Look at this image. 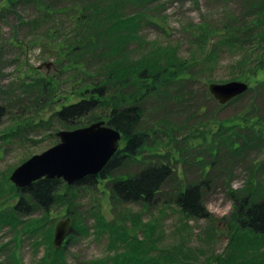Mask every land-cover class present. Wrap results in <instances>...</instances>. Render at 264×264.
<instances>
[{
    "label": "rangeland",
    "instance_id": "374dc122",
    "mask_svg": "<svg viewBox=\"0 0 264 264\" xmlns=\"http://www.w3.org/2000/svg\"><path fill=\"white\" fill-rule=\"evenodd\" d=\"M258 4L264 10V0H0V264H45L51 260L48 249L50 245L56 249L55 226L67 218L73 232L63 247L56 249L62 264H114L134 249L138 258L149 259V264H158L154 260L221 264L232 253L244 264L253 259L264 261V240L257 242L258 238L242 232L231 241L236 230L232 223L236 197L264 196V140L246 124L244 128L221 125L253 103L259 109L253 108L246 118L256 119L260 114L264 123V87L257 97L245 92L225 106L209 91L212 82L238 80L243 72L240 62L254 60L264 48V41L254 36H260L262 28L252 22L264 14L258 6L252 8ZM111 9L118 11L120 21L127 25L119 26L113 36L110 32L109 37L99 39L98 46L104 48H98L93 56L90 52L81 55V49L71 50L75 42H86L89 26L101 19L107 23L113 17L108 12ZM245 24L248 31L240 36L242 44L232 49L218 45L216 61L208 62L211 48L225 39V25ZM120 45L125 46L121 52L116 49ZM111 50L119 53L111 55ZM104 51L109 54L106 58L99 55ZM171 56L188 63L191 74L186 70L180 79L157 82L162 87L141 101V128L149 132L150 139L139 153L98 187L75 183L69 190L63 187L61 193L66 194L48 215L39 209L32 215L44 219V226L34 233H24L31 219L27 215L8 224L17 198L10 179L14 169L59 143L57 132L90 122L87 117L68 126L51 118L66 100L55 106L48 100L78 91L88 82L96 84L107 72L102 68L116 61L134 66L136 75L143 64L156 60L161 62L158 69H169L167 59ZM209 65L212 68H207ZM50 76L59 86L49 85L50 93L41 94L36 80ZM68 96L72 99L74 93ZM105 110L94 115H104ZM30 119L32 123H25ZM17 123L26 124V128L8 134ZM123 145L120 141L119 147ZM157 163L168 164L174 172L152 203L112 199L114 180ZM194 184H201L210 218L190 219L175 202L181 191Z\"/></svg>",
    "mask_w": 264,
    "mask_h": 264
},
{
    "label": "trees",
    "instance_id": "16d2710c",
    "mask_svg": "<svg viewBox=\"0 0 264 264\" xmlns=\"http://www.w3.org/2000/svg\"><path fill=\"white\" fill-rule=\"evenodd\" d=\"M11 3L13 4V2ZM257 6L261 8L262 13H264L263 8L259 6V4L254 7L252 6V8L256 9ZM108 12L112 13L113 17L109 18L107 23L104 19H101L100 23H96L94 26H89V31L91 33L87 35V31V37L84 39L86 42L83 43L79 40L71 45L70 49H81L79 52L81 55L85 56L90 52L91 56H93V54L97 53L96 50L98 48L103 47L98 46L100 42L99 39L102 40L103 37H109L110 32H112L110 36H113L115 32H117L116 30L119 26L127 25L125 21H120V15L116 13L118 11L111 9L108 10ZM80 14H82V12ZM78 18L81 20V15H79ZM252 22H254V26L262 28V34L260 36L259 34H254V36L262 43V41H264V14ZM89 23H91V21H89ZM247 26L248 25L246 24L243 27L225 25L223 33L225 39L217 41V44L211 48L210 53L206 57L208 62L214 63L216 61V48L218 45H226L230 49L240 46L242 44L240 43V36L247 33ZM207 34L209 35L208 32ZM84 36L85 35H83L82 38H84ZM124 38L126 39V37H121L120 39L123 40ZM120 39L118 41H120ZM116 47L120 52L122 49H125V46L122 45ZM119 51L111 50L109 53L113 55L114 52L119 53ZM159 53L160 52L157 54ZM99 55L106 58L109 54L104 51L103 54L101 53ZM79 58L81 59V56ZM175 59L176 57L172 56L167 59V61L170 62V64H168L169 69H158L161 62L157 60L154 64H143L142 71L139 69V74L136 75H134L133 72L134 66H131V64L127 65L124 61H116L112 63V65H106L105 68H102L103 70H107L106 74L103 75L104 77L102 80L98 81L96 84L88 82L81 86L78 91L69 93H74L75 98L73 97L70 99L68 96L69 94H67L64 97L58 96L59 98L57 100H55L57 96L54 95V97L48 100L49 105L53 104L54 106L56 102L66 100L61 102L59 110H55L54 107L55 111L51 116V118H57L65 125L72 126L75 123L82 121L84 118L89 117L90 122H88V124L104 120L107 125L118 129L122 134L121 141H123L124 145L121 148L119 147L106 167L98 175L87 176L75 184L88 187H98L101 181L111 178L114 171L126 164L128 160L134 158L149 142V132L141 128L144 118V108L142 107L141 101L147 95H151L152 92L159 90L162 87L156 85L157 82L162 81L169 83L180 79L186 74V70L187 75L191 74L189 70L190 65H188V63H180L181 61ZM172 60H174V62H171ZM240 63H242L240 65V71L243 72L238 75L237 79L240 81L242 80L249 85L245 94L253 92L256 93L257 97L261 89L264 87V48H260L259 54L254 60L248 61L247 59H244ZM250 63L251 65L244 70L246 65ZM73 64V66H76V61ZM207 68H212V65H209ZM35 70L38 69L35 68ZM145 72L148 73L146 78L144 76ZM261 73L262 76L260 77ZM44 79L47 80V83ZM36 85L41 94L45 92L50 93L48 91L49 85H56L58 87L59 81L53 76L48 78L43 77L42 80H36ZM239 98L240 95L233 100L236 101ZM222 106L225 105L223 104ZM101 108H106L104 115H94L95 112ZM246 108L247 109H244L238 117L227 120L225 123H221V125L223 127L226 126V128H232L233 126L244 128V124H246V127L248 126V128L254 131L257 135V131H259V136L262 134L261 137L264 140V123L260 120V114L256 119L250 120L246 118V115L249 114L253 108L257 110L259 109L257 103H253L252 107L249 106ZM2 113L3 107H0V115ZM230 122L231 124L229 125ZM25 123H32V119ZM248 123L249 125H247ZM25 125L17 123L15 127L13 126L11 128L8 134H18L21 130L26 128ZM173 172L174 170L168 164L157 163L143 168L136 175H128L118 178L114 180L112 185V199L120 200L123 203H152ZM63 187L64 189L69 190L72 186L65 183L61 178L50 179L46 177L38 179L30 186L23 189L14 185L15 196L17 198L16 203L12 207L11 217L9 218L10 221L8 224H16L14 221H17L18 218H21V216H23L22 214H24L31 218L23 229L24 233H34L39 228L41 229L42 226H44V223L42 222L44 219H34L32 218V215L35 214L37 209L48 215L58 199L66 194V192L63 194L61 193ZM200 189L201 184L190 185L186 187L185 190L181 191L175 199V202L180 207L182 213L190 219L211 217L210 213L203 205ZM235 201L236 209L234 211V221H232V223L236 226V230H234L235 234H231V241H235L239 236L238 234L242 232H248L254 238H258L257 242L259 240H264V196L257 199L254 195H246L241 198L236 197ZM72 230L73 229L71 228L70 234L73 232ZM48 256L51 257V260L47 259L45 264H62V260H60L58 256V251L51 247V245L48 249ZM139 256L137 250L135 251L134 249L130 255H124V257L120 258L118 257L119 259L116 260L114 264H149V259L145 260L144 257L138 258ZM229 257L230 258L226 259L223 263H221L222 261H220V263L244 264L243 260L238 262L233 253ZM139 260L142 262L140 263ZM259 260L261 259H253L246 264H264V261L259 262ZM154 261L158 264H163L160 260ZM106 263L107 261L97 262V264Z\"/></svg>",
    "mask_w": 264,
    "mask_h": 264
},
{
    "label": "water",
    "instance_id": "95a60500",
    "mask_svg": "<svg viewBox=\"0 0 264 264\" xmlns=\"http://www.w3.org/2000/svg\"><path fill=\"white\" fill-rule=\"evenodd\" d=\"M249 88L244 81L213 82L209 91L220 104H226ZM60 142L39 154H34L12 172L10 179L18 188H26L41 178H61L69 185L87 176L98 175L119 149L121 132L104 120L84 127L61 130ZM67 218L57 223L53 245L60 248L70 234Z\"/></svg>",
    "mask_w": 264,
    "mask_h": 264
}]
</instances>
